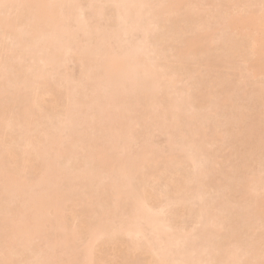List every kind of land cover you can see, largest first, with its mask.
Instances as JSON below:
<instances>
[{"label": "bare ground", "instance_id": "bare-ground-1", "mask_svg": "<svg viewBox=\"0 0 264 264\" xmlns=\"http://www.w3.org/2000/svg\"><path fill=\"white\" fill-rule=\"evenodd\" d=\"M261 80L264 0H0V264H264Z\"/></svg>", "mask_w": 264, "mask_h": 264}, {"label": "rangeland", "instance_id": "rangeland-1", "mask_svg": "<svg viewBox=\"0 0 264 264\" xmlns=\"http://www.w3.org/2000/svg\"><path fill=\"white\" fill-rule=\"evenodd\" d=\"M70 61H71V63H70ZM70 61H68V65H69V67H71V69L72 70H74L76 67H78V68H76V71H74V72H76V73H74L72 70H71V72L73 73V74H76L77 75V72H79L78 70H79V66L78 65H76L75 64V66L73 65L74 64V62L75 61H73V60H70ZM73 63V64H72ZM68 67V66H67ZM68 67V68H69ZM73 67V68H72ZM70 69V68H69ZM262 81V83H264L263 81L264 80H261ZM247 101V103H249V100L247 99L246 100ZM246 103V104H247ZM248 105V104H247ZM155 136H157V134H155ZM159 136H162V135H159ZM162 138H163V136L160 138V137H156V142L157 141H161L162 140ZM158 139V140H157ZM161 139V140H160ZM154 140H155V137H154ZM163 141V140H162ZM162 143V142H161ZM163 179V178H162ZM162 179H160V180H158V181H156L154 184H159L158 186H160V189L163 191V188H164V190L166 189V186H167V189L169 188L170 189V187H172V182H169L167 179L164 181V180H162ZM170 185V186H169ZM161 186L163 187V188H161ZM156 187V185H154V188H153V190L154 189H156V191H158V189L159 188H155ZM152 189V188H151ZM150 189V190H151ZM159 189V190H160ZM153 190H151V191H153ZM160 190V191H161ZM163 200V198L161 199L160 198V201H162ZM159 201V200H158ZM156 202V203H159V202ZM164 201V200H163ZM161 202V204L162 203H164V202ZM154 206H156V208H157V205H154ZM159 207L160 206H158V208L157 209H159ZM162 207V206H161ZM166 209H168V208H166ZM169 210H171V209H169ZM164 211V214L165 213H169V211L167 210H163ZM164 216H167V214H165ZM188 216H190V215H188ZM188 216H185V218L187 217L188 218ZM177 217H179V218H177ZM171 222L173 223H178V224H183L184 226H190V227H197V225L196 224H194L193 223V221L191 220V219H193V218H191V217H189V218H191L190 219V221L187 219V220H185V218L184 219H182V220H180V216L178 215V216H176V217H172L171 216ZM174 223H173V225H174ZM177 225V224H176ZM178 226V225H177ZM119 249H123V247H119ZM142 254H140V253H137V255H136V258H137V256L140 258V260H141V256ZM102 256L104 257V259L102 260V262H101V264H122V262H121V257L118 255V253H117V249H115V248H113V247H107V248H105L104 250H103V253H102ZM139 258H137L136 260H138ZM122 260H123V258H122ZM135 260V261H136ZM140 260H138V262L140 261ZM137 262V261H136ZM141 262H142V260H141ZM124 264V263H123ZM138 264V263H137ZM139 264H141V263H139Z\"/></svg>", "mask_w": 264, "mask_h": 264}]
</instances>
